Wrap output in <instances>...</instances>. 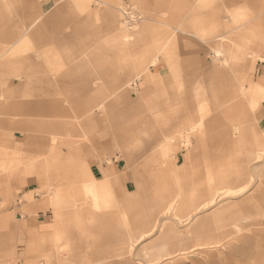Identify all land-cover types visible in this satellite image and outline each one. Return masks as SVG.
Masks as SVG:
<instances>
[{
	"label": "rangeland",
	"instance_id": "1",
	"mask_svg": "<svg viewBox=\"0 0 264 264\" xmlns=\"http://www.w3.org/2000/svg\"><path fill=\"white\" fill-rule=\"evenodd\" d=\"M111 2L119 16L100 0H0V50L26 43L21 35L29 20L42 21L28 31L35 47L21 52L33 59L28 89L18 85L27 82L26 77L17 75L28 63L9 65L11 70L0 74V104L4 98L42 103L29 112L0 105L1 138L5 131L16 134L14 138L26 131L34 137L31 147L14 148L8 138L0 147L31 152L35 162L32 174L15 176L0 167V207L12 204L9 191L26 189L32 190V197L37 193L47 199L54 216L51 199L60 190L63 210L82 212L81 217L72 214L68 230L71 237L85 238L88 255L82 264H207L221 248L227 253L225 264H264V100L253 106L241 89L242 84L246 92L260 84L264 60L251 52L248 60L229 55L234 43L241 50L247 42L264 55V6L245 9L237 0ZM97 8L98 15L93 12ZM120 24L130 33L140 32L139 39L119 46ZM244 34L252 36L249 41ZM165 41L174 43L172 59L178 61L182 76V84L167 89L170 104L155 88L139 98L140 88L134 84L131 104L117 101L81 134L89 94L99 87L91 99L117 95L120 81L133 79L138 71L134 51L145 52L148 61L158 55L157 66L149 71L164 79L173 76L168 62L161 60ZM53 46L63 54L64 66L57 69L50 63L52 56L40 53ZM217 47L223 51L219 56ZM10 81H15L17 96L7 93ZM65 97L72 99L73 109ZM235 97L241 103L225 108ZM188 114L196 120L214 117L206 126V151L194 132L189 134L190 146L182 145ZM10 118L30 123L24 125L26 131L10 129ZM105 140L110 141L107 148L101 146ZM257 155L260 161L253 160ZM165 156L173 168L161 167L168 162L163 163ZM54 157L64 165L48 166ZM82 159L97 178L114 166L113 181L97 199L84 183L86 174L76 169ZM126 184L130 190L140 186L139 200L131 199ZM103 193L111 197L101 199ZM212 193L220 196L189 219L174 212L162 214L163 204L173 196L178 204L185 198L199 203ZM95 229L101 237L95 241L101 243L99 250L94 247ZM111 235L118 238L117 249L110 247Z\"/></svg>",
	"mask_w": 264,
	"mask_h": 264
},
{
	"label": "crops",
	"instance_id": "2",
	"mask_svg": "<svg viewBox=\"0 0 264 264\" xmlns=\"http://www.w3.org/2000/svg\"><path fill=\"white\" fill-rule=\"evenodd\" d=\"M243 2L241 7L245 9L258 7L260 5L264 6V0H237V2ZM102 4L107 5L114 14L119 16V12L117 13L115 9L118 11V7L111 2V0H100ZM240 7V8H241ZM96 15L100 13V10L97 8L93 11ZM124 12V9H123ZM246 13V12H245ZM117 17V16H116ZM42 21H40L39 17L32 18L29 20L27 27L24 29V34L21 37H24L25 40L23 44L17 46L18 48H5L0 50V74L3 73L5 70H11L7 68V66L12 64H22L28 63L25 68L16 69L19 71L18 78L22 79L24 76L27 79V82H22V80L18 83L19 86H24L28 89L30 85V80L33 78V68L30 66L32 63V58L26 53H21L23 51H27L33 49L35 46L30 43V39L32 40V35L29 30L33 31V27L38 28L40 27ZM121 33L119 35V39L122 41L120 45H125L127 42L134 41V39H139L140 32L130 33L127 29L120 24ZM243 37L249 41L252 37L249 34H244ZM174 38V37H173ZM218 40V39H215ZM232 43V37L230 38ZM136 43H133L135 45ZM230 44V43H229ZM246 48L240 50L241 45H234L230 47L232 49L229 50V55L231 58L234 59H244L248 60L247 55L251 54L258 56L260 60H264V55L258 53L255 47H252L247 43H244ZM174 43H169L165 41L160 45V48L163 49L162 57L163 59L168 62L170 72L173 76H166V78H161L157 74L152 73L149 69L153 66H157V58L158 55H153L152 58L148 61L145 59L146 54L145 52L141 51H134V55L136 56V60H138L137 65L135 68L138 69L134 78L131 80L120 81L118 88L120 89L118 94H104L100 96L98 99H91L94 97L92 95L97 94V89L95 88L94 92L89 94L88 101L85 107V111L88 113V116L80 120L81 123V134L85 135L87 130L89 129V125L91 120H97L99 117L105 115L112 106L118 101L124 102V104H131V94L130 88L135 84L137 87L140 88V92L138 93V97L142 98L144 95L147 94V91H153V88L156 89L157 94H164L166 97L165 103L170 104V98L167 96L169 93L167 89L174 88L179 86L178 83L182 84V76L180 74V69L177 64L178 61H174L172 58L176 56L175 51H173ZM125 47V46H121ZM251 48V50L247 49ZM60 50L54 49V46L50 49L44 50L40 52L44 56H52L53 58L50 59V63L54 65V69L64 66V61L62 60V53ZM21 53V54H20ZM215 53L219 56L218 53H223L222 49L217 47L215 48ZM147 58V57H146ZM148 61V62H147ZM215 68H218L216 65ZM252 66V70H253ZM15 70V71H16ZM137 80L140 82L138 83ZM260 84H252L250 90L246 92V88L244 85H241L242 94H247L249 102L253 106H259L261 100H264V74L260 79ZM8 94L12 96H17L18 92L16 90L15 81H10L9 86L7 88ZM99 93V92H98ZM241 93V92H240ZM119 95V96H118ZM238 95V94H237ZM1 96V95H0ZM91 96V97H90ZM164 97V96H163ZM67 101H69V108L73 109V104L69 97H65ZM5 100L1 102V106L4 110H12V111H22V112H29L32 110L37 109L42 103L33 102V101H14L4 98ZM61 101V100H60ZM60 103L59 101H57ZM240 100L235 97V100H232L230 105H226L225 108H230L229 106L238 105L240 104ZM225 104V103H224ZM82 106V107H83ZM64 109V108H63ZM231 109V108H230ZM99 110V111H98ZM159 110V109H158ZM218 117V116H217ZM216 118V116H215ZM194 115L188 114L185 117V123L183 127L182 133L185 138L182 140L183 147L190 146V136L193 132L198 135L201 144L203 145V150L206 151L204 144L206 143V135H207V128L206 126L210 124V122L214 120V117H210L209 119H205L203 116H199V118L195 121ZM7 125L10 129H20L24 130V125L28 126L27 124L30 121L24 120H17L15 118H10L6 120ZM205 122V123H204ZM205 125V126H204ZM87 127V128H86ZM26 131V130H24ZM89 131V130H88ZM3 138L0 139L4 141V139L8 138L12 141L15 145L14 148H24V147H31L33 146L34 137L31 133L26 131V134L23 137H18L12 131H5L2 132ZM239 139V138H238ZM238 139L236 141H238ZM10 142V141H9ZM68 143V141H66ZM110 141L105 140L101 142L102 147H108ZM234 145L236 143H233ZM180 145V146H182ZM201 145V146H202ZM172 146H168V151L171 149ZM178 145H174V149H178ZM7 147H0V167L2 170L9 172L10 174H14L15 176L22 174H32L33 167L35 162L33 161L34 155L31 152L26 151H8L6 150ZM190 152V151H189ZM57 155V154H56ZM59 156V155H58ZM165 158V159H164ZM163 159V163L167 160L165 156ZM262 159L261 155L254 156L253 160L260 161ZM70 160V159H69ZM68 160V162H69ZM173 162V160H172ZM166 165H162L163 169H171L173 168V164L169 161L166 162ZM58 167L62 166L61 159L59 157H54L53 161L49 163L48 166ZM70 166V163H67ZM66 166V165H65ZM76 169L79 172H84L86 174V179L84 181L88 191L91 192L94 197L97 199L98 193L101 189H106L109 187L111 182L113 181V174H114V166L110 167L109 169H105L103 177L97 178L96 172L91 170L90 163L86 159L80 160L77 165ZM127 175V174H125ZM210 175V174H209ZM238 175L235 173V176ZM231 176V175H230ZM239 176V175H238ZM209 181L213 180L212 175L209 176ZM231 180V178H229ZM237 179V178H235ZM35 187L33 191H35ZM32 190H11L10 197L12 204L9 207L1 208L0 207V264H82L86 262V255L87 254V246L86 243L83 242L85 238L80 237H71L69 236L70 232L68 231L71 227V223L73 220L71 218L81 217V210L78 208H73V210L65 211L63 210V199L61 193L58 192L54 193L51 201L54 204L55 209V220L52 212L47 209V199L44 197L39 196L37 193H33V197L30 194ZM125 191L130 193L131 199L134 201L139 200L141 195V188L137 184V188L135 190H130L128 184L125 185ZM101 199L108 200L111 197L110 193H103L100 194ZM220 195L218 193H212L209 197H204L201 202L196 203L193 199L189 200L187 198L180 200V204H178L179 200L176 199L174 196L169 198V200L163 204L164 209H162V214L165 216L168 213H173L174 216L180 215L181 217H187L188 219L196 215L201 209H204L210 205H212L215 200ZM72 214L75 215L72 217ZM113 218H111L112 220ZM157 223V222H156ZM157 225V224H156ZM112 230V227H111ZM93 239L95 241H100V232L96 231L93 232ZM110 247L117 249V237L110 236ZM74 241V242H73ZM101 243L95 242L94 247L99 250L101 247ZM123 250V246L120 247ZM94 254L93 252H90ZM123 253V251H122ZM226 250L223 248L220 249L219 253L217 254V258L215 261H208L207 264H225L224 259L226 255ZM191 264V263H189Z\"/></svg>",
	"mask_w": 264,
	"mask_h": 264
},
{
	"label": "bare ground",
	"instance_id": "3",
	"mask_svg": "<svg viewBox=\"0 0 264 264\" xmlns=\"http://www.w3.org/2000/svg\"><path fill=\"white\" fill-rule=\"evenodd\" d=\"M124 13H125L126 19H127V18H131L130 21H131V20H132V21L134 20V19L132 18L131 13H130L129 11L124 10ZM125 22H126V21H125Z\"/></svg>",
	"mask_w": 264,
	"mask_h": 264
}]
</instances>
